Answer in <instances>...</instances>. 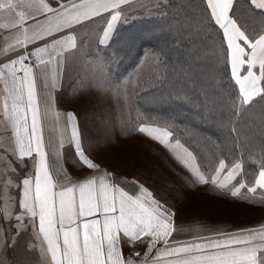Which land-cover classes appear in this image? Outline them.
I'll return each mask as SVG.
<instances>
[{
    "label": "snow or ice",
    "instance_id": "6c2138e0",
    "mask_svg": "<svg viewBox=\"0 0 264 264\" xmlns=\"http://www.w3.org/2000/svg\"><path fill=\"white\" fill-rule=\"evenodd\" d=\"M127 3L128 0H80L79 3L69 0L68 4L53 7L46 0H0V12L12 10L0 28L23 34V39L8 46L9 51L0 63L3 83L0 117L6 134L0 138V148L6 169L12 174L16 172L13 164L17 161L19 164H25V158L32 161L31 170L21 169L16 176L18 207L5 208L0 215V220L9 223L15 215L16 221L15 227L0 228V251L7 257L0 264H31L30 258L37 246L21 243L25 217L29 218L36 238L42 235L47 243V249L41 246L40 250L42 256L51 254L49 264H264V225L259 229L235 227L231 231L212 228L207 230V235L178 239L176 234L182 229L167 200L151 185L139 180L136 192L120 187L115 182L117 170L106 171L96 162L93 152L82 144L73 112L67 113V124L76 165L73 170L80 178L67 184L54 183L49 145L42 134L41 121L55 103L51 90L57 86L56 76L64 59L57 56L63 49L78 45L72 33L59 38L53 34L102 19L106 24L103 28L106 38ZM204 3L210 21L221 31L222 46L226 44V71L238 85L233 107L247 112L257 101L264 102V0H204ZM253 6L261 11L255 13ZM253 16L258 19L256 27L250 22ZM26 21H31V26ZM45 37H51L50 43L28 50L27 44ZM54 62L52 82L45 84L50 88L48 98L42 102L38 92L39 73ZM257 67L259 74L254 71ZM138 130L149 135L158 133L154 139L169 148L183 147L179 139L174 144L170 142L172 132L165 129H149L141 123ZM61 149L62 142L55 149L57 157L63 155ZM177 159L195 177L194 182H208L209 176L201 170L202 165L192 151L184 148V154L177 153ZM225 170L227 180L235 183H218L219 175ZM208 171L213 173L211 183L234 197L241 194V189L252 194L258 189L264 191V142L260 145L257 171L251 177L243 157L235 158L230 165L220 159L218 166ZM10 183V179H5V186Z\"/></svg>",
    "mask_w": 264,
    "mask_h": 264
},
{
    "label": "crops",
    "instance_id": "0c3cea01",
    "mask_svg": "<svg viewBox=\"0 0 264 264\" xmlns=\"http://www.w3.org/2000/svg\"><path fill=\"white\" fill-rule=\"evenodd\" d=\"M145 1L148 0H128L123 15L106 38L103 36V28L106 27V24L102 19L94 20L90 24L84 23L82 27L74 25L70 29H62L60 32L53 34L56 38H59L61 35L66 36L72 33L78 45L76 48L63 49L60 55L57 56V59H60L61 56L64 59L56 76L57 86L51 90V96L54 98L55 103L41 121L42 134L49 145L47 149L49 164L51 165L54 183L56 184H67L69 180L75 182V180L80 178L78 172L73 170L76 165L71 155V129L67 124V113L73 112L76 114L75 123L79 127L81 142L85 145V141L90 137L86 132V128L90 124H86L88 121L79 115L80 112H83L82 109H86L87 106L79 105L78 98H84V103L87 104L86 98H89L91 92H95L101 97L103 94H107L106 97H112L111 91L105 92L103 89H98L103 86L105 78L108 83L110 80V73L104 59L99 55L100 51L109 45L117 29L123 25L122 21L125 19L127 10ZM46 2L52 4L53 7H57L60 3L68 4L69 0H46ZM72 2L79 3L80 0H72ZM258 10L261 11L260 9ZM11 11L10 9H5L0 12V23L8 20ZM31 23V21H26L28 26H31ZM17 39H23V34L15 30L6 31L0 28V63L3 62V57L9 51L8 46L15 44ZM101 39H103V43H100ZM50 41L51 37H45L43 40L27 44V47L31 51L35 47H42L45 42L50 43ZM44 59L47 62L46 55ZM101 65L104 66L103 69ZM55 67L54 62L47 70H42L39 73L38 92L42 102L48 98L50 88L45 87V84H51ZM41 69H43V65H41ZM254 71L259 74L258 67ZM102 73L103 77H105L104 81ZM83 81L85 83L88 82V85L83 86ZM106 85L108 84L105 83ZM2 90L3 83L0 82V93H2ZM109 93L110 95H108ZM5 136L6 134L3 132V117H0V138ZM174 141H172L173 144ZM61 142L63 143V149H61L63 155L57 157L55 149ZM180 144L183 147L176 148L183 155L184 148L187 147L181 142ZM112 157L94 155L96 162L100 163L101 167L106 171L112 172L114 168L117 170L114 173V175L118 174V179L115 182L124 188L125 191L130 193L138 191L137 181L139 180L140 183L151 185L157 193L162 195L167 200L169 207L176 212V223L182 229L176 234L178 239L207 235V230L212 228H222L231 231L235 227H254L259 229L261 225H264V202H262L264 200V191L262 190L258 189L255 194H252L248 193L247 189H241V194L234 197L225 189L213 185L209 175L207 183L194 182L195 177L189 169L178 161L177 156L173 155L162 156L164 157L162 160L164 159L166 162L161 167H158V156ZM9 159L15 160L14 157H9ZM13 167L16 169L15 174L7 171L4 152L0 148V174H3V177L0 178V215L3 214L5 208L12 210L18 207L19 189L17 185L19 180L16 179V176L20 174L21 169H24L25 172L31 170L32 161L30 158H25V164H19V161H17L13 164ZM201 170L205 171L202 168ZM221 177H224L222 180L226 183H235L227 180V170L219 175L220 179ZM22 178L21 176L20 179ZM5 179L11 180V183L7 186H5ZM222 180L218 181V183L223 182ZM22 223L24 227L21 243L27 242L37 246L34 255L30 258L31 264H49L51 254L48 253L46 257L41 255V246L45 250L47 249V243L43 241V236L41 235L39 239L36 238L28 217H25ZM15 226V215L12 216L11 223L0 220V228ZM20 252L22 253L23 249H20ZM6 259L7 257L0 251V261H5Z\"/></svg>",
    "mask_w": 264,
    "mask_h": 264
},
{
    "label": "trees",
    "instance_id": "16d2710c",
    "mask_svg": "<svg viewBox=\"0 0 264 264\" xmlns=\"http://www.w3.org/2000/svg\"><path fill=\"white\" fill-rule=\"evenodd\" d=\"M160 12L117 29L102 52L110 70L118 80L142 76L144 90L134 89L138 104L153 97L146 107L150 119L171 129L197 155L202 169L210 172L220 159L230 165L243 157L251 177L264 142V102L247 112L234 109L238 87L226 71V44L204 0H168ZM250 22L258 26L255 16Z\"/></svg>",
    "mask_w": 264,
    "mask_h": 264
},
{
    "label": "rangeland",
    "instance_id": "374dc122",
    "mask_svg": "<svg viewBox=\"0 0 264 264\" xmlns=\"http://www.w3.org/2000/svg\"><path fill=\"white\" fill-rule=\"evenodd\" d=\"M167 2L168 0L141 2L137 6L127 10L128 12L122 22L126 25L140 18L158 16L161 14L160 9ZM102 52L103 50L100 51L99 55L106 63L110 73V80L108 83L102 73V79L104 81L105 78V82L98 89H103L105 92L111 91L112 97H106L107 94H103L101 97L99 94L91 92L89 98H86L87 104L84 103V98H78L79 105L87 106L86 109H82L83 112H80L79 115L88 121L86 124H90L86 128V132L90 137L85 141V148L92 151L95 156H113L112 158L114 156H158V167L164 166L166 160H162L164 158L162 156H177V153H180L179 150L176 147L169 148L154 139V136L158 133L153 132L149 135L147 131L140 132L138 129L140 124L143 123L149 129L160 128L170 131L172 132V136L168 138L170 142L176 140L174 132L166 128L165 125L151 120L148 116L146 107L148 108V105L152 101V96L146 97L145 100H143L144 98L140 99L141 105L138 104L134 89L136 90V88L140 87L141 92L144 90L145 83L141 82L142 80L140 81L142 76H139V80L133 82L129 80V74L120 80L116 79ZM101 68L103 69L104 66L101 65ZM105 83L108 85L105 86ZM82 85L87 86L88 82L85 83L83 81ZM142 104L145 105V109ZM206 173L209 176L213 174L207 171ZM222 179L224 177L219 178L218 181ZM222 181L224 182V180Z\"/></svg>",
    "mask_w": 264,
    "mask_h": 264
}]
</instances>
